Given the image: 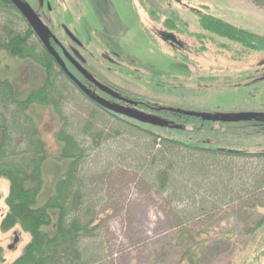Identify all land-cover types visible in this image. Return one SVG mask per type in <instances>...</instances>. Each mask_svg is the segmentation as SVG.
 Here are the masks:
<instances>
[{
    "label": "trees",
    "instance_id": "obj_1",
    "mask_svg": "<svg viewBox=\"0 0 264 264\" xmlns=\"http://www.w3.org/2000/svg\"><path fill=\"white\" fill-rule=\"evenodd\" d=\"M249 1L264 10V0ZM0 15L7 27L5 37L0 39V51L12 60L34 64L44 74L41 85L26 92L9 78L0 80V178L10 182L8 213L1 228L7 231L20 226L30 237L22 255L11 264H100V210L107 201V193L94 173L86 171V165L90 155L104 144H108L109 150L101 175L109 177L118 166L135 172L144 187L164 198L179 227L209 221L231 206L252 207L257 195L264 192V109L216 110L208 100L190 101L189 95L169 103L163 101L164 104L147 100L93 72L82 55L87 56L88 46L77 47L76 59L99 83L127 102L102 93L76 71L75 76L94 95L109 97L115 107L150 116L161 125L141 123L102 107L85 95L47 49L41 47L35 32L11 0H0ZM197 16L202 30L208 34L252 52H264V37L211 13ZM168 24L177 30L173 21ZM262 73L236 75L233 90L243 92L241 83L252 81L245 88L255 99L264 86ZM153 75L160 93L170 95L175 89L176 92L182 89L177 86L173 90L157 80L158 74ZM210 79L220 80L214 77L200 81ZM229 79L225 77L222 81ZM231 91L232 88L224 90ZM219 93V97L224 94ZM228 94L223 97H233L235 92ZM69 97L87 108L85 127L89 133L85 136L71 133L73 125L66 116L65 104ZM36 108L50 109L63 123L56 139L61 144L64 171L56 180L47 181L43 175L50 157L33 118ZM244 115L249 118L238 119ZM98 122L104 123V129L97 128ZM13 136L18 138L16 144ZM117 145L122 151L120 155L112 151V146ZM263 223L262 220L259 225ZM3 253L0 248V264H4Z\"/></svg>",
    "mask_w": 264,
    "mask_h": 264
},
{
    "label": "rangeland",
    "instance_id": "obj_2",
    "mask_svg": "<svg viewBox=\"0 0 264 264\" xmlns=\"http://www.w3.org/2000/svg\"><path fill=\"white\" fill-rule=\"evenodd\" d=\"M31 5L66 40V45L63 26L88 46L87 56L82 55L93 72L141 98L169 103L189 95L190 101L208 100L216 110L264 109V86L255 99L245 88L252 81L241 83L243 92L233 90L236 75L263 72L260 76L264 77V52H252L208 34L197 16L211 13L264 37V10L249 0H35ZM171 21L177 30L169 27ZM6 32V20L0 15V39ZM155 73L159 75L157 80L173 90L182 87L181 92L175 89L170 95L160 93ZM214 77L220 80L200 81ZM225 77L230 79L222 81ZM4 78L26 92L40 86L44 74L34 64L12 60L0 51V80ZM230 88L231 92H224ZM218 91L224 94L219 97ZM233 92V97H223ZM109 99L106 101L114 105ZM65 104L66 116L73 125L71 133L87 135V108L71 97ZM32 114L50 157L44 178L56 180L64 171L61 144L56 139L63 123L50 109L36 108ZM96 126L104 129V123ZM13 138L16 144L18 138ZM107 145L90 155L86 165V171L94 173L107 193L100 210V264H264V223L259 225L264 222V192L257 195L252 207L231 206L209 221L179 227L164 198L144 187L138 174L118 166L109 177L101 175ZM112 147L117 155L122 153L118 145ZM9 191L10 182L0 178V248L4 264L15 262L30 241L20 226L7 231L1 228L8 213ZM16 237L19 243L10 249Z\"/></svg>",
    "mask_w": 264,
    "mask_h": 264
},
{
    "label": "water",
    "instance_id": "obj_3",
    "mask_svg": "<svg viewBox=\"0 0 264 264\" xmlns=\"http://www.w3.org/2000/svg\"><path fill=\"white\" fill-rule=\"evenodd\" d=\"M12 4L16 7V9L20 12V14L24 17V19L27 21L28 25L32 28V30L35 32L36 36L39 38V40L43 43L44 47L47 49V51L52 55L53 59L57 62V64L60 66V68L63 70V72L73 81V83L85 94L87 95L91 100L96 102L102 107H105L109 110H113L117 113H121L127 117H130L134 120H137L144 124L154 125V126H160L161 122L157 121L155 118H152L150 116L137 113L134 111H130L127 109H122L115 107L111 103L107 102L106 100L95 96L93 93H91L84 85L83 83L65 66L63 63L62 58L59 54H57L53 48L50 45L49 36L50 32L44 25L43 21L40 19V17L37 15V13L33 10L31 5L27 2H24L23 0H11ZM67 36L78 46H81L82 43L80 40L67 28H64ZM72 65L75 67V69L83 76L85 80L93 84L95 87H97L100 91L103 93L109 95L112 98L119 99L121 101H126V99L119 96L116 92L109 89L108 87L102 85L99 83L89 72L88 70L80 64L77 60L72 58L71 60ZM194 115H199L196 113H193ZM200 116H204V114H200ZM242 117L249 118L248 115L240 116L238 119H241ZM225 118H230L229 116H225ZM1 199V195H0ZM19 243V237H16L14 240V244L10 246V249L15 248L16 244Z\"/></svg>",
    "mask_w": 264,
    "mask_h": 264
},
{
    "label": "flooded vegetation",
    "instance_id": "obj_4",
    "mask_svg": "<svg viewBox=\"0 0 264 264\" xmlns=\"http://www.w3.org/2000/svg\"><path fill=\"white\" fill-rule=\"evenodd\" d=\"M40 17V16H39ZM44 24L49 28L50 30V36H49V41L50 45L53 48V50L59 54L63 60V63L66 65V67L75 75V71L81 76V74L75 69V67L71 63V59L74 58L76 59V56L79 54V51L77 49L76 44L67 36L66 32L65 35L68 38L67 45L64 41H62L60 35H57L52 27H49L47 24V20H45L43 17H40ZM65 27V26H64ZM37 37V36H36ZM38 38V37H37ZM39 40V38H38ZM41 47L43 48L44 45L43 43L39 40ZM56 44V45H55ZM45 48V47H44ZM81 48V46H80ZM83 48V46H82ZM46 49V48H45ZM79 56V55H78ZM78 61V60H77ZM68 63V64H67ZM73 68V70L71 69ZM82 77V76H81ZM95 87V86H94ZM97 88V87H96ZM98 89V88H97ZM99 90V89H98ZM100 91V90H99ZM1 200V199H0Z\"/></svg>",
    "mask_w": 264,
    "mask_h": 264
}]
</instances>
